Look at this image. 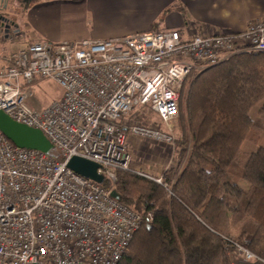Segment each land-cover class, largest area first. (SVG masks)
Returning a JSON list of instances; mask_svg holds the SVG:
<instances>
[{"label": "built area", "instance_id": "2783aa9c", "mask_svg": "<svg viewBox=\"0 0 264 264\" xmlns=\"http://www.w3.org/2000/svg\"><path fill=\"white\" fill-rule=\"evenodd\" d=\"M251 51H264V19L239 32L33 38L18 49L0 67V110L39 128L62 158L19 147L0 130V264H118L144 221L112 195L118 172L133 171L129 137L174 143L171 123L189 74ZM42 79L53 80L63 93L35 108L30 84ZM145 106L165 131L130 120ZM74 156L96 162L110 186L72 170ZM133 172L163 183L161 176ZM147 217L152 220L153 213ZM233 244L246 259L257 258L245 244Z\"/></svg>", "mask_w": 264, "mask_h": 264}, {"label": "trees", "instance_id": "16d2710c", "mask_svg": "<svg viewBox=\"0 0 264 264\" xmlns=\"http://www.w3.org/2000/svg\"><path fill=\"white\" fill-rule=\"evenodd\" d=\"M179 116L184 163L166 171L169 189L118 172L117 198L144 215L118 264H234V241L264 260V51L190 73ZM246 141L257 149L244 150Z\"/></svg>", "mask_w": 264, "mask_h": 264}, {"label": "crops", "instance_id": "0c3cea01", "mask_svg": "<svg viewBox=\"0 0 264 264\" xmlns=\"http://www.w3.org/2000/svg\"><path fill=\"white\" fill-rule=\"evenodd\" d=\"M10 4L23 12L19 15L11 10L8 14L3 10L4 16L19 26L7 31L0 21V67L11 62L13 54L33 38L64 42L169 29H179L183 35L192 31L239 32L250 21L264 19V0H40L29 5L25 0H10ZM129 139L135 150L138 140ZM160 167L149 164L147 168L159 175ZM231 257L234 264H264L261 258L246 259L240 253Z\"/></svg>", "mask_w": 264, "mask_h": 264}, {"label": "rangeland", "instance_id": "374dc122", "mask_svg": "<svg viewBox=\"0 0 264 264\" xmlns=\"http://www.w3.org/2000/svg\"><path fill=\"white\" fill-rule=\"evenodd\" d=\"M18 4L17 6H19ZM13 10L15 13H19L21 15L23 10L21 11L20 7H15V5L10 4L9 6L6 7V11L8 14L9 11ZM18 10V11H17ZM17 18V17H16ZM19 26V25H18ZM31 89L33 90V96L31 97L29 103L35 107V108H43L47 105H49L52 101L55 99H58L61 97L63 90L59 84L54 82L51 79H42V80H36L32 84H30ZM259 106H255L251 109V115L254 117L257 114ZM137 113L134 115L132 120L133 122H138L140 124H145L149 126H160L161 129L165 131L167 127H165L161 121L159 120V117L156 113L152 112L148 107H141L139 110L135 111ZM179 117L173 123H171V129L173 130V138H174V143H169L165 141H160V140H153V139H148V138H139L136 136H132L136 138L137 144L135 145V150L131 148L132 152V161H131V169L141 171L143 173H147L153 178H158L162 177L163 179V184L165 187L168 189L170 188L171 184L166 182L165 180V173L167 170L171 168H177L180 170V167H182V164L184 163V159L182 161L181 166H178L180 156H178V139L182 136L181 132V123L179 120ZM130 141V139H129ZM131 143V141H130ZM190 144V143H189ZM243 149L246 151H252L257 149V145L250 142L246 141L243 144ZM60 152L55 150V154H59ZM149 164H152L156 166H161L160 169L163 171L159 172V175H155L151 173V169L148 170ZM147 178V177H146ZM150 180H154L152 178H148ZM165 180V181H164ZM155 181V180H154ZM158 183V182H157ZM167 184V186H166ZM233 253H238L237 251H233ZM231 254V256H232ZM239 254V253H238ZM232 258V257H231Z\"/></svg>", "mask_w": 264, "mask_h": 264}, {"label": "water", "instance_id": "95a60500", "mask_svg": "<svg viewBox=\"0 0 264 264\" xmlns=\"http://www.w3.org/2000/svg\"><path fill=\"white\" fill-rule=\"evenodd\" d=\"M3 2L4 0H0V3ZM0 20L5 23L6 30L9 31L12 27V23L9 21L10 18L0 13ZM15 28L18 29L17 23L15 24ZM0 130L9 140L19 147L38 149L47 154L55 155L54 145L39 128L17 122L9 117L3 110H0ZM68 166L75 172L95 180L96 182H105L104 175L98 173L99 165L96 162L80 156H74L69 160ZM112 195L118 197L117 191H113Z\"/></svg>", "mask_w": 264, "mask_h": 264}, {"label": "flooded vegetation", "instance_id": "af4514ba", "mask_svg": "<svg viewBox=\"0 0 264 264\" xmlns=\"http://www.w3.org/2000/svg\"><path fill=\"white\" fill-rule=\"evenodd\" d=\"M9 1L10 0H4V2L3 3H0V13H1V15H3L4 16V13H5V11H3V10H5V8H6V5L8 6V3H9ZM16 1V0H15ZM17 1H19V3H23L24 2V0H17ZM26 1V0H25ZM1 21V20H0ZM9 21H11V23H12V27L10 28V30L11 29H13L14 31L15 30H18L17 28H15V21L14 20H12V19H10ZM3 23V22H2ZM4 24V26H5V23H3ZM5 29H6V27H5Z\"/></svg>", "mask_w": 264, "mask_h": 264}]
</instances>
